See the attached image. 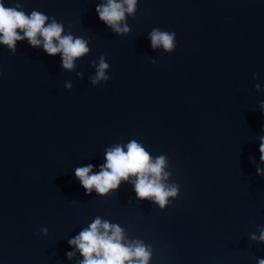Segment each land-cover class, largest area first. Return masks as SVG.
Listing matches in <instances>:
<instances>
[{
    "label": "water",
    "instance_id": "water-1",
    "mask_svg": "<svg viewBox=\"0 0 264 264\" xmlns=\"http://www.w3.org/2000/svg\"><path fill=\"white\" fill-rule=\"evenodd\" d=\"M3 2L55 19L89 51L65 69L27 39L0 44V264H77L67 241L96 216L149 245V264L264 258L250 238L264 228V0H137L120 34L98 19L103 0ZM153 27L175 32L171 53L150 47ZM101 54L109 79L93 86ZM132 139L180 186L164 209L130 183L86 195L74 177Z\"/></svg>",
    "mask_w": 264,
    "mask_h": 264
},
{
    "label": "clouds",
    "instance_id": "clouds-1",
    "mask_svg": "<svg viewBox=\"0 0 264 264\" xmlns=\"http://www.w3.org/2000/svg\"><path fill=\"white\" fill-rule=\"evenodd\" d=\"M136 3L137 0H103L95 5V12L106 27L117 34L125 33L129 30L123 23L125 14L134 13ZM48 19L46 14L39 11L32 10L26 14L20 5L6 6L0 0V44L15 51L16 42L27 39L30 46L41 47L49 56L59 54L61 67L72 69L75 59L89 51L87 41L70 33L62 35V24L55 19L46 24ZM175 35L174 31L153 27L148 33L150 47L155 50L162 46L165 52L171 53L176 47ZM152 63L155 64L156 61L153 60ZM109 67L101 54L95 75L89 77L91 85L96 86L98 81L106 82L109 76L105 70ZM261 114L264 115V101L261 102ZM259 140L256 174L264 176V168L260 166L264 164V136ZM165 160L164 155L152 158L140 142L132 139L126 144L117 143L106 148L103 163L75 167L73 174L86 195L94 192L97 196H104L118 190L121 182H127L132 185L137 200H148L164 209L170 203L169 197H177L180 187L175 182H167L169 173L164 170ZM47 232L46 227L40 228L41 235H46ZM250 238L264 241V228L260 230L258 237L253 234ZM67 243L74 246L83 257L77 264H149L151 256L149 245L141 240H128L120 226L102 220L99 216L70 237ZM66 256L71 259L73 252H66ZM257 264H264V258H258Z\"/></svg>",
    "mask_w": 264,
    "mask_h": 264
}]
</instances>
